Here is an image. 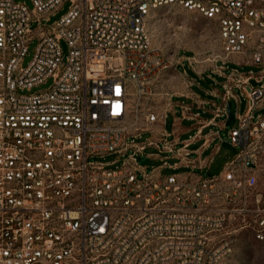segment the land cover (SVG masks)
<instances>
[{
    "label": "built area",
    "instance_id": "obj_1",
    "mask_svg": "<svg viewBox=\"0 0 264 264\" xmlns=\"http://www.w3.org/2000/svg\"><path fill=\"white\" fill-rule=\"evenodd\" d=\"M31 1L0 0V264H222L245 230L264 248V0H69L49 27L67 0ZM167 5L217 22L220 51L203 69L186 59L225 76L226 102L234 87L247 100L228 132L238 151L217 175L141 163L150 146L180 153L152 128L164 115L141 118L134 103L183 64L152 46L149 16Z\"/></svg>",
    "mask_w": 264,
    "mask_h": 264
},
{
    "label": "rangeland",
    "instance_id": "obj_2",
    "mask_svg": "<svg viewBox=\"0 0 264 264\" xmlns=\"http://www.w3.org/2000/svg\"><path fill=\"white\" fill-rule=\"evenodd\" d=\"M20 2H25L30 9L33 8V3L31 0H17ZM70 8V1L67 0L61 4L59 9L52 15L48 20L44 19L42 23L46 26H52L56 21H58ZM32 31L37 34V23H32ZM148 29L152 38L153 48L161 54L172 55L178 53L184 56H194L196 55L199 62L197 63V69H203L207 63L204 62L205 59L211 53H217L220 51V44L218 40V24L215 20L207 18L205 15L198 11L189 10L180 6L167 5L161 6L152 11L148 19ZM39 43L38 37H34L29 44L28 53L24 58L23 65L26 66L35 53L36 47ZM61 48L64 55V60L66 59L69 47L67 42L63 39L60 42ZM176 66L170 67L164 74L173 73L177 70ZM232 67H237L243 72L253 71L254 73L259 72L260 67L255 65L240 66L235 63H229L227 71ZM185 68L188 75L197 77V74L192 70L189 65L188 60L184 61V66L179 65V70L183 71ZM163 74V76H164ZM162 76V77H163ZM161 77V79H162ZM156 82L152 86V92L148 93L140 100L134 99V103H139L138 110L140 117H144L149 110H158L160 105L161 93L166 92L162 87V82ZM222 80L221 78H219ZM205 85V81L201 80ZM54 83V78L49 77L44 83L36 85L31 88V90H26L25 92H37L48 89ZM253 83L256 82L253 80ZM237 93L240 95V102L238 103L235 99H231L232 110L234 113L237 111L244 112L247 105V100L244 95L240 94L238 90ZM264 113V107L255 112ZM237 125V119L233 118L229 125L221 130L220 137L213 144L212 148L206 151L210 153L214 149L215 145L219 144L220 148L215 153L210 167L198 171L204 177H209L219 174L227 161L235 156L238 149L230 144L228 140V130ZM167 127H171V118L167 119ZM150 135V132H146L143 135V139ZM189 134H185L182 138L188 137ZM152 151H157L156 149H147V153ZM116 154H110L105 157L104 160L112 161L116 159ZM122 160L117 161L112 166L116 164H121ZM173 163V159L168 160ZM163 163L161 159H151L147 165V170H151L153 167H159ZM161 172L163 174H171L174 172H183V169H172L169 167L162 168ZM141 175V172H139ZM222 264H264V248L260 242L256 241L253 234L250 231H242L238 234L237 239L234 243V252L227 258Z\"/></svg>",
    "mask_w": 264,
    "mask_h": 264
},
{
    "label": "crops",
    "instance_id": "obj_3",
    "mask_svg": "<svg viewBox=\"0 0 264 264\" xmlns=\"http://www.w3.org/2000/svg\"><path fill=\"white\" fill-rule=\"evenodd\" d=\"M186 57L184 56V61L187 60ZM179 65L175 67L177 73H166L161 79L162 87L166 92L161 93L160 105L156 111L163 114L164 118L153 123L152 128L157 132L164 130L165 133L169 134L168 140L173 142L175 148L180 150V153L150 146L148 148L156 149L157 151L148 153L152 155L148 159L149 161L151 159L163 160V163L158 167L161 170L164 167H169L172 169H183V172L179 174L202 175L198 171L210 167L220 145H215L210 153L206 154V151L211 149L217 138L220 137L221 130L229 125L227 124L228 114L221 111L224 104L226 103L227 105L228 102H226L224 97L223 82L225 81V76L215 73L212 69L199 74L189 62L192 70L197 74V77H195L188 75L185 68L183 71L179 70ZM201 80L206 82L205 85ZM238 90L241 94V89L234 87L237 98L240 97L239 93H237ZM237 98L232 97L231 99L237 101ZM240 113V111L233 112V118L237 119ZM168 118H171L170 128L167 127ZM185 134H189V136L182 138ZM154 138L160 145H163L159 134H154ZM184 145H187V147L184 148ZM183 151L188 152L189 155L184 156ZM169 159H173L174 162L170 163Z\"/></svg>",
    "mask_w": 264,
    "mask_h": 264
},
{
    "label": "water",
    "instance_id": "obj_4",
    "mask_svg": "<svg viewBox=\"0 0 264 264\" xmlns=\"http://www.w3.org/2000/svg\"><path fill=\"white\" fill-rule=\"evenodd\" d=\"M226 110H227V114H228L227 124H229L231 122V120L233 119V111H232L231 101L227 102ZM148 161H149V159L147 157H142L141 163L143 165H146L148 163Z\"/></svg>",
    "mask_w": 264,
    "mask_h": 264
}]
</instances>
